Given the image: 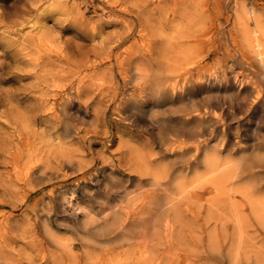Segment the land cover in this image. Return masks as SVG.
Wrapping results in <instances>:
<instances>
[{
  "label": "rangeland",
  "instance_id": "obj_1",
  "mask_svg": "<svg viewBox=\"0 0 264 264\" xmlns=\"http://www.w3.org/2000/svg\"><path fill=\"white\" fill-rule=\"evenodd\" d=\"M263 179L264 0H0V264H264Z\"/></svg>",
  "mask_w": 264,
  "mask_h": 264
},
{
  "label": "bare ground",
  "instance_id": "obj_2",
  "mask_svg": "<svg viewBox=\"0 0 264 264\" xmlns=\"http://www.w3.org/2000/svg\"><path fill=\"white\" fill-rule=\"evenodd\" d=\"M219 102H220V101H219ZM225 149H226V148H225ZM226 151H227V150H226ZM211 157H212V156H211ZM262 157H263V156H262ZM250 158H251V157H250ZM250 158H249V159H250ZM214 160H215V159H214ZM214 160H213V161H214ZM233 161H234V160H233ZM237 161H238V160H237ZM246 161H247V160H246ZM215 162H216V161H215ZM250 162H251V161H250ZM230 163H231V162H230ZM242 164H243V163H242ZM242 164H241V165H242ZM224 166H225V164H224ZM211 169H212V168H211ZM234 169H235V168H234ZM257 178H258V177H257ZM257 178H256V179H257ZM263 180H264V179H263ZM256 181H257V180H256ZM256 181H255V183H256ZM260 183H262V182H260ZM262 188H263V186H262ZM260 189H261V188H260ZM263 196H264V195H263Z\"/></svg>",
  "mask_w": 264,
  "mask_h": 264
}]
</instances>
